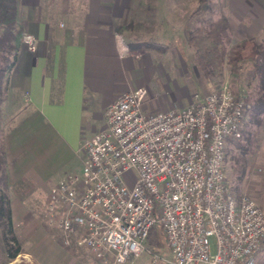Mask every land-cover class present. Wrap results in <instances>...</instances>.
Returning <instances> with one entry per match:
<instances>
[{
	"label": "built area",
	"instance_id": "1",
	"mask_svg": "<svg viewBox=\"0 0 264 264\" xmlns=\"http://www.w3.org/2000/svg\"><path fill=\"white\" fill-rule=\"evenodd\" d=\"M21 39L35 50L33 34ZM147 94L136 86L104 108V127L81 143L80 171L49 189L48 224L96 264H133L142 252L148 264H254L264 210L234 196L224 169L249 104L224 85L146 111ZM157 228L168 254L148 247Z\"/></svg>",
	"mask_w": 264,
	"mask_h": 264
},
{
	"label": "crops",
	"instance_id": "2",
	"mask_svg": "<svg viewBox=\"0 0 264 264\" xmlns=\"http://www.w3.org/2000/svg\"><path fill=\"white\" fill-rule=\"evenodd\" d=\"M240 5V20L248 24L252 3ZM176 6L173 0H15L17 25L34 35L36 47L30 50L21 34L0 80V146L12 217L25 212L23 205L14 209L13 188L54 177L50 188L80 171L82 141L104 127V108L122 92L145 86L146 111L184 106L207 93L193 56L185 54L187 18ZM227 146L233 148L228 140ZM47 228H32L27 239L24 252L33 264H96L85 248L64 246L62 234ZM153 248L169 252L165 238ZM148 260L142 252L131 262Z\"/></svg>",
	"mask_w": 264,
	"mask_h": 264
},
{
	"label": "rangeland",
	"instance_id": "3",
	"mask_svg": "<svg viewBox=\"0 0 264 264\" xmlns=\"http://www.w3.org/2000/svg\"><path fill=\"white\" fill-rule=\"evenodd\" d=\"M176 3H179L180 6H176L174 10L177 14H184L187 18L185 24L187 29H191L196 25H202L205 21L216 19L219 14L229 13L233 20L234 32H231V44L233 45L244 39H251L256 42L264 43V0H243L246 4L245 7H248V3L251 2L250 7L252 12H249L251 21L250 23H244L240 20L244 18V7L237 6V4L242 0H173ZM263 6H259V4ZM197 4V6L195 5ZM201 6L202 9L198 7ZM209 6L211 8H209ZM229 6V10L228 7ZM248 14V13H247ZM262 24V25H261ZM262 26V27H261ZM259 29L258 34L256 31ZM188 31V30H187ZM25 33V32H24ZM23 33V34H24ZM22 34V35H23ZM256 35V36H252ZM251 37V38H250ZM22 38V36H21ZM187 38V33H186ZM182 48V42L178 43ZM231 47V46H230ZM186 56H193L194 50L187 43L185 48ZM184 54V53H182ZM194 63V59H193ZM195 65V63H194ZM200 71V70H199ZM252 62L250 59H244L239 62H226L224 63V69L218 75L213 76H203L207 81V91L213 89H218L224 85H227L236 95H248L251 98L256 95V80L252 77ZM153 105V102H151ZM150 103V104H151ZM149 104V107H150ZM262 130L259 134V140L257 142V149L250 158V168L246 171L244 176H240L239 173H236L231 167V159L228 157V146L226 147V160H225V173L226 181L231 192L236 196H249L254 199L257 204L262 207L264 210V114L262 115ZM244 126V121L240 127ZM253 130L256 125L253 122H250L248 128ZM240 129L230 138H238L240 134ZM243 138V136H242ZM232 144L234 148V143ZM54 180V177L51 178L48 182H43L39 185L35 183H30L25 181L27 185L20 184V188H13V194L16 198L13 199V207L16 209L17 206H25L24 214L15 215L13 218V230L15 235L18 237L24 251L26 245H29L27 240L29 235L33 232L32 228H44L47 231V227L54 229L48 224V215H49V182ZM9 191V190H8ZM235 196V197H236ZM18 197V198H17ZM48 231H51L48 229ZM28 241V242H27ZM164 238L160 230H157L152 234L148 247H163ZM22 252L16 255L13 259L8 260L4 248V232L0 226V264H33L29 257ZM255 264H264V242L259 247L255 253Z\"/></svg>",
	"mask_w": 264,
	"mask_h": 264
},
{
	"label": "trees",
	"instance_id": "4",
	"mask_svg": "<svg viewBox=\"0 0 264 264\" xmlns=\"http://www.w3.org/2000/svg\"><path fill=\"white\" fill-rule=\"evenodd\" d=\"M202 1V0H201ZM0 80L12 64V57L18 47L21 29L15 16V0H0ZM202 9L201 6L198 7ZM209 8H211L209 6ZM231 28L227 14L220 13L216 19L207 20L202 25L188 29L187 43L192 49L194 63L203 76L218 75L226 62H239L250 59L252 77L256 80V95H240L249 107L245 111L244 126L238 138H228L234 148L228 149L231 167L240 176L250 168V158L257 149L259 134L262 130L264 114V43L243 39L231 44ZM140 44V43H139ZM253 122L256 127L248 125ZM243 136V138H242ZM226 160V153H225ZM225 169V168H224ZM0 226L4 232V248L8 260L24 251L13 230V218L10 209L8 185L5 180V160L0 146Z\"/></svg>",
	"mask_w": 264,
	"mask_h": 264
}]
</instances>
